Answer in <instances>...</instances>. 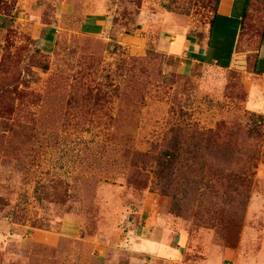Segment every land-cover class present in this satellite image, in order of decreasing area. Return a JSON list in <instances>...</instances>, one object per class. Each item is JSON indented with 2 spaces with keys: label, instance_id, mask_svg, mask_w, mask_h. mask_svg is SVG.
<instances>
[{
  "label": "rangeland",
  "instance_id": "374dc122",
  "mask_svg": "<svg viewBox=\"0 0 264 264\" xmlns=\"http://www.w3.org/2000/svg\"><path fill=\"white\" fill-rule=\"evenodd\" d=\"M2 2L0 264H264V76L197 53L215 0ZM177 125L256 153L241 222L206 187L214 227L170 211L154 157Z\"/></svg>",
  "mask_w": 264,
  "mask_h": 264
},
{
  "label": "trees",
  "instance_id": "16d2710c",
  "mask_svg": "<svg viewBox=\"0 0 264 264\" xmlns=\"http://www.w3.org/2000/svg\"><path fill=\"white\" fill-rule=\"evenodd\" d=\"M220 2L215 0L211 31ZM2 4L0 0V8ZM240 16L236 33L230 34L232 45L228 47V53L224 45L221 49L209 48L207 62L217 59L224 68L250 69L263 74L258 68V61L264 48V0H245ZM251 35L258 38V45L247 49ZM34 63L44 70L49 69L44 60L36 59ZM8 110L12 111V108L8 107ZM261 118L259 116L260 120L247 130L251 139L264 135ZM223 128L220 125L216 130L200 131L194 127L173 126L163 148L154 157V174L159 191L172 197L170 211L176 216L189 212L197 225L208 228L216 225L221 213L219 203L212 199L213 193L223 198V212L230 221L239 223L243 220L251 198L252 169L258 160L252 149L229 144L227 137L223 136ZM189 135L193 142L188 141ZM204 187L211 192L210 196H204Z\"/></svg>",
  "mask_w": 264,
  "mask_h": 264
},
{
  "label": "crops",
  "instance_id": "0c3cea01",
  "mask_svg": "<svg viewBox=\"0 0 264 264\" xmlns=\"http://www.w3.org/2000/svg\"><path fill=\"white\" fill-rule=\"evenodd\" d=\"M237 3L238 0H221L217 11V16L215 18L213 30L212 31L210 30L203 44H201L197 50V53L200 54L201 57L204 58L206 62H207L206 57L209 48L221 49V47H223L224 45L227 46V53H228V47L232 45V37L230 40V34L236 33L239 25V21L241 19L240 15L242 10L237 8ZM213 16H214V12L212 14V18ZM209 29H211V23H209ZM184 43H185L184 45H186V43L189 44V41L186 40V42ZM262 52H261V56H262ZM224 62L226 61L224 60ZM208 63L218 64V61L217 59H215L214 61ZM258 68L259 70H262L264 72V61L261 60V57L258 61ZM261 75L264 76V73Z\"/></svg>",
  "mask_w": 264,
  "mask_h": 264
}]
</instances>
